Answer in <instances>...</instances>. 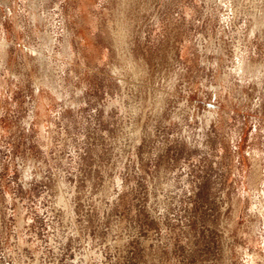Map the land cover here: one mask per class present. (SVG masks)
<instances>
[{
    "label": "rangeland",
    "instance_id": "1",
    "mask_svg": "<svg viewBox=\"0 0 264 264\" xmlns=\"http://www.w3.org/2000/svg\"><path fill=\"white\" fill-rule=\"evenodd\" d=\"M0 264H264V0H0Z\"/></svg>",
    "mask_w": 264,
    "mask_h": 264
},
{
    "label": "bare ground",
    "instance_id": "2",
    "mask_svg": "<svg viewBox=\"0 0 264 264\" xmlns=\"http://www.w3.org/2000/svg\"><path fill=\"white\" fill-rule=\"evenodd\" d=\"M239 64V63H238Z\"/></svg>",
    "mask_w": 264,
    "mask_h": 264
}]
</instances>
